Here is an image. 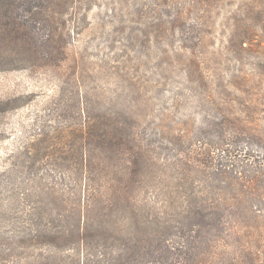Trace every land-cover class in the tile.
Segmentation results:
<instances>
[{
    "label": "rangeland",
    "instance_id": "374dc122",
    "mask_svg": "<svg viewBox=\"0 0 264 264\" xmlns=\"http://www.w3.org/2000/svg\"><path fill=\"white\" fill-rule=\"evenodd\" d=\"M55 7L59 62L43 67L16 48L0 56L22 67L0 71V263L71 258L43 231L74 225L78 196L64 185L79 177L84 148L87 159L116 166L140 161L144 181L129 190L135 214L116 220L137 242L155 235L149 203L159 217L170 211L178 228L159 225L171 249L159 251V264L179 257L173 264H264V0H58ZM102 123L119 135L132 131L134 151L145 155L107 158L90 134ZM194 182L197 192L252 200L228 206L237 214L223 230L212 225L216 243L201 240L183 216ZM170 190L178 197L167 208ZM154 255L148 250L142 262Z\"/></svg>",
    "mask_w": 264,
    "mask_h": 264
},
{
    "label": "trees",
    "instance_id": "16d2710c",
    "mask_svg": "<svg viewBox=\"0 0 264 264\" xmlns=\"http://www.w3.org/2000/svg\"><path fill=\"white\" fill-rule=\"evenodd\" d=\"M57 2L58 0H0V53L2 54L0 56L2 59L11 56V49L16 48L20 53L28 54L34 62L41 60L40 65L43 67L61 60L64 50L53 40L55 38L53 27L57 22L56 14L59 12L55 7ZM39 20L50 23L48 25L52 29L50 33L42 32L43 28L39 25ZM45 46L46 49H42ZM54 54L60 56L57 57ZM17 68L22 67L7 66L5 63L0 65V71ZM105 123L102 124L105 125ZM92 130H97V132L91 131L90 134L97 137L98 146L107 158L130 154L139 159V156L145 155L134 151L139 146L138 139L128 129H123L120 135L116 130L112 131L108 124L99 126L97 129L92 128ZM81 152L82 159L75 161L79 177L70 179L69 184L64 185L69 194L76 192L78 196V207L72 211L74 225L53 224L43 231L46 239L49 240V245L55 251L67 248L71 258L61 260L55 257L53 261L42 264H144L142 261L144 255L148 254V250L149 253L156 254L150 264H159V251L164 249L167 252L171 251L165 243L167 240L159 236V225L164 227L162 229L175 227L170 211L164 210V215L159 217V212L154 211L155 204L149 203L146 220L155 227V235L146 240L141 238L137 242H132L134 240L131 238L127 239V234L124 233V228L120 224L122 219L116 220L119 214L125 218L128 212L135 214L131 208L133 201L129 190L138 188L144 181V176L136 170L140 167V161L135 160L134 168H131L129 164L130 159L116 166L111 162L114 159H87L86 149L83 148ZM111 165L116 166L113 177L110 174ZM118 167L120 171H117ZM102 172L106 175L101 174ZM188 182V188H190L192 183ZM197 188L194 182L195 190L187 193L182 201L183 216L201 233L199 235L201 240L216 243L219 237L214 236L212 225L223 230L229 215L237 214L234 208L247 205L250 200H247L246 195L203 193V191L198 193ZM168 196L166 206L172 208L177 202L173 200L178 196L172 190L169 191ZM179 197L182 198V196ZM231 204H237V206L228 207ZM66 220L72 223V219ZM208 248L211 246L208 245ZM140 253L143 256H139ZM186 253H191L190 249ZM166 259L170 260L169 257ZM177 259L181 260L180 257ZM174 260L170 261L171 264L176 261ZM180 260L178 264H181Z\"/></svg>",
    "mask_w": 264,
    "mask_h": 264
}]
</instances>
